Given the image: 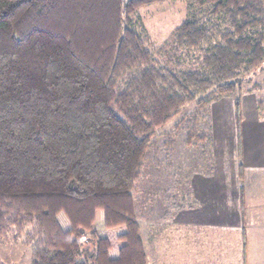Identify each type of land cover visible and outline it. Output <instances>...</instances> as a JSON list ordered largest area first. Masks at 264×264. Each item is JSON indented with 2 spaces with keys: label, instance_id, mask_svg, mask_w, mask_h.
I'll use <instances>...</instances> for the list:
<instances>
[{
  "label": "trees",
  "instance_id": "1",
  "mask_svg": "<svg viewBox=\"0 0 264 264\" xmlns=\"http://www.w3.org/2000/svg\"><path fill=\"white\" fill-rule=\"evenodd\" d=\"M160 1L0 0V235L24 232L31 264H147L133 191L155 132L264 61V0H188L209 17L154 45L130 16Z\"/></svg>",
  "mask_w": 264,
  "mask_h": 264
},
{
  "label": "rangeland",
  "instance_id": "2",
  "mask_svg": "<svg viewBox=\"0 0 264 264\" xmlns=\"http://www.w3.org/2000/svg\"><path fill=\"white\" fill-rule=\"evenodd\" d=\"M212 7V4L197 6L188 0H162L132 13L130 27L135 31L144 30L152 44L158 45L183 20L209 17ZM239 78L233 92L201 108L194 102L186 104L155 132L154 146L146 152L133 191L134 214L147 264L155 263L160 253L158 245L161 246L162 241L169 243L171 234L175 242L185 241L189 167L194 162L201 167L220 143L226 148L225 152L233 147L231 140L236 141L238 132L236 100L240 119L241 116L244 119L243 131L250 132L253 137L264 136V61L246 75L240 74ZM258 147L254 152L261 149V144ZM101 225L95 222L93 229L101 232ZM80 246L84 255L93 252L95 240L90 232L81 233ZM31 263V247L24 232L19 236L14 231L0 235V264Z\"/></svg>",
  "mask_w": 264,
  "mask_h": 264
},
{
  "label": "crops",
  "instance_id": "3",
  "mask_svg": "<svg viewBox=\"0 0 264 264\" xmlns=\"http://www.w3.org/2000/svg\"><path fill=\"white\" fill-rule=\"evenodd\" d=\"M243 127L189 167L186 239L162 241L154 264H264V136Z\"/></svg>",
  "mask_w": 264,
  "mask_h": 264
}]
</instances>
